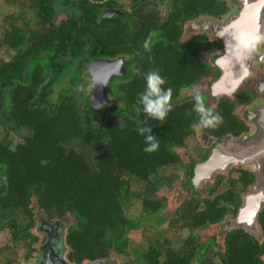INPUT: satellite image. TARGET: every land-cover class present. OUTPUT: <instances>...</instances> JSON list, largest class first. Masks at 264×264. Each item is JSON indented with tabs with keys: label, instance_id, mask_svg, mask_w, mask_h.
<instances>
[{
	"label": "trees",
	"instance_id": "16d2710c",
	"mask_svg": "<svg viewBox=\"0 0 264 264\" xmlns=\"http://www.w3.org/2000/svg\"><path fill=\"white\" fill-rule=\"evenodd\" d=\"M31 1L39 29L26 38V31L10 21L0 33V47L15 50L10 59L0 61V127L23 137L17 148L0 138V214H16L14 221L26 231L33 223L35 198L50 218L74 216L66 235L71 261L107 258L113 249L127 250L128 233L138 226L125 215L134 198L141 200L145 215L166 205V197L158 193L173 176L167 178L160 171L182 164L175 147L184 146L196 126L218 137L245 129L227 99L213 108L222 120L212 128L200 125L194 96L179 98L183 87L212 73L201 49L214 45L204 33L181 40V21L199 13L220 15L226 5L223 0H184L188 10L176 9L163 19L150 0H72L67 17L56 23L53 0ZM112 8L120 13L105 15ZM122 55L126 73L112 76L107 85L109 102L97 120L86 66L93 58ZM150 70L164 77L163 87L173 89L172 108L162 122L140 111L137 103L145 87L143 73ZM200 95L208 107L206 93ZM146 123L159 141L152 152L143 150L144 137L136 130ZM22 130L28 132L21 134ZM73 141L80 147L71 145ZM194 166L191 162L187 169L189 198L169 221L171 228L190 232L176 239L180 246L172 245L168 236L163 242L151 240L133 263L264 264V240L249 231L227 232L224 249L214 251L216 261L210 250L215 235L203 244L196 230L208 223L217 225L232 206L236 209L238 191L251 183V172L241 170L226 182L216 174L203 196V189L192 182ZM134 183L143 185L136 190ZM260 219L264 225V212Z\"/></svg>",
	"mask_w": 264,
	"mask_h": 264
},
{
	"label": "rangeland",
	"instance_id": "374dc122",
	"mask_svg": "<svg viewBox=\"0 0 264 264\" xmlns=\"http://www.w3.org/2000/svg\"><path fill=\"white\" fill-rule=\"evenodd\" d=\"M69 1L72 0H53L54 9L56 13L54 21L56 23H59L61 20L67 17L68 12L71 9L69 5ZM121 1L128 2L129 0H121ZM175 1L178 9H183L185 11L189 9L187 6H185L186 4L184 0H175ZM225 1L227 3L228 11L222 14L220 17H213L208 14H201L196 18L185 21L184 31L181 36V40H186L189 37H191L193 34H201V33H204L207 37H209V40H214L215 35L212 32L213 21L214 20L219 21L231 16L232 14H235L236 12H238V8L240 5L238 2L239 0H225ZM31 3H32L31 0H0V33H1V29L3 28V24L6 22L8 23L10 21H14L18 23L23 28V30L26 31L25 33L26 38L30 35V31L39 29V22L37 21L36 12L34 8L31 7ZM151 5L157 10V12H159V14L163 18H165L170 11L176 9V6L175 7L172 6L171 0H157L156 4L152 3ZM11 14H16L15 17H20V18L17 20L14 19L15 17L13 18L10 17V19L12 18V20H10L7 17H9ZM217 50L218 49H215L214 47L201 49L202 59L211 62L212 59L215 57L216 55L215 52H217ZM14 52L15 50L9 46H1L0 61L1 59H10L13 56ZM255 65H257V63ZM250 78L251 75L247 77L246 80H249ZM208 80H209L208 77L202 79L200 78V80H198L196 84H193L190 87L182 88L179 98L194 96L196 92H199V94L206 93L208 101L212 104H215L217 102V99H219V97L216 98L212 97L207 85ZM88 87L91 88L90 85ZM107 104L101 105L100 107L94 109L93 116L95 119L98 120L101 118L102 110L104 106ZM196 127H197L196 132L186 140L184 146L175 147V150L181 156L182 164L169 165L165 168H162L160 171L167 178L173 176L172 181L166 180L162 184L161 190L158 193L159 195H163L166 197L167 199L166 205L160 211L151 215H145L142 202L140 199L134 198L131 201V203L126 206L125 215H127L130 219H133L136 223H138L137 224L138 226L133 228L128 233L129 243L126 251L118 252L115 249L110 251V254L107 257V259L113 260L114 264H135L133 262H135V258L137 257L138 251H145L148 248L149 242L151 240L163 242L164 238L168 236L174 242L172 245L180 246V244L176 242V239L179 238L180 236L181 238H184V236H186L190 232L188 228L185 229L182 228L178 229L177 227L171 228V226H169V221L171 220V217L177 212L176 210L179 208L180 203H182L183 200H185L186 198H189V193H190V189L188 185L189 176L187 173L189 162L194 160V158L196 161L199 160L198 155H196L199 153L198 147L201 148V146L202 147L212 146L213 143L218 139L214 135L203 130L200 126H196ZM27 132L28 131L22 130L21 134H25ZM204 134L207 142H204V137H203ZM0 138H4V141L6 143L16 148L20 146L19 142H22L23 140L22 135H20L19 133H14V132H10V134L4 133L1 127H0ZM77 142L78 141H73L71 142V145L80 147ZM236 166H241L243 168L245 167L244 165H231L225 170L216 171L213 174L212 178L206 179L203 182V187H202L203 190L201 194L203 196L208 194V191L205 188L208 185V183L213 181V177L216 174H221L223 176L222 177L223 182H226L228 177L238 176V171L234 169L236 168ZM246 167H249L251 170L253 169V166H246ZM125 177L126 175L124 176V178ZM142 185H143L142 183H138V184L134 183L133 188L137 190L138 188L142 187ZM31 206L33 208L35 216H37L38 214H40V216L45 215L43 213L44 211L37 204L35 198L32 199ZM10 217L14 218L16 217V214H11ZM35 219L37 220L36 217ZM159 219H161V221ZM229 219H230L229 216L225 219V221H227L226 223H229ZM55 220L65 222L66 225H69L71 222H74V216L68 213L65 214L64 216L58 217ZM223 225H224L223 222H220L217 225L208 223L205 229H196L199 233V240L203 244L207 241H210V239L212 240L213 239L212 236L215 235L214 237L215 242L213 243V246L210 249L214 256H215L214 251H216L217 249H221V250L224 249L223 239L226 230H224ZM42 234H44V236L46 235L44 231L41 230L39 227V245L40 243H42L41 239L44 238L42 237ZM23 247L24 246L21 243H18L17 252L19 254L18 256L21 258V261L25 253L26 246L24 248ZM5 254L6 253L0 252V263L5 262V260L7 259L8 255ZM215 259L216 261H218L219 259L218 256H215ZM25 263H27V259H25L24 264Z\"/></svg>",
	"mask_w": 264,
	"mask_h": 264
},
{
	"label": "water",
	"instance_id": "95a60500",
	"mask_svg": "<svg viewBox=\"0 0 264 264\" xmlns=\"http://www.w3.org/2000/svg\"><path fill=\"white\" fill-rule=\"evenodd\" d=\"M252 2V3H251ZM249 3H251L249 5ZM240 10L231 16L214 20V33L225 42V52L217 62L222 68L219 79L212 83L213 95L227 93L224 88L236 89L242 80L250 74V56L236 58L232 51L233 31L239 27L255 28L260 26L263 31L262 8L264 0H240ZM250 9V10H249ZM262 11V12H261ZM112 12V11H110ZM250 13V14H248ZM111 15V13H105ZM249 15V16H248ZM248 16V17H247ZM249 22H248V21ZM124 57L93 58L86 69L89 73V84L92 89V106L97 108L109 102L107 85L113 75L126 73ZM102 83L92 86L93 81ZM251 110V114L254 112ZM264 128H253L249 133H243L239 138H228L215 144L209 156L195 163L192 182L196 187H203L206 179L212 178L218 170H225L231 165L253 166L257 180L251 190L244 196V202L239 215L233 219L235 227L244 226L255 235L261 237L258 213L264 206ZM232 226V225H231ZM40 229L47 236L46 243L42 246L39 254V264H77L68 258L69 245L66 235L68 225L65 222L44 220ZM67 229V231H66ZM86 264H114L113 260L101 258L91 260Z\"/></svg>",
	"mask_w": 264,
	"mask_h": 264
},
{
	"label": "flooded vegetation",
	"instance_id": "af4514ba",
	"mask_svg": "<svg viewBox=\"0 0 264 264\" xmlns=\"http://www.w3.org/2000/svg\"><path fill=\"white\" fill-rule=\"evenodd\" d=\"M223 1L225 2L226 10L222 14H224L228 11L227 3L225 0H223ZM171 2H172V6L173 7L176 6V9H178L177 5H176V1L171 0ZM174 2H175V5H174ZM152 3L156 4L157 0H150L149 5L152 6L151 5ZM240 8H241V6L239 5L238 11L240 10ZM110 11H112V12H110ZM262 11H264V6L262 8ZM105 13H111V15H113L115 13H120V10H118L117 8L116 9L112 8V9H107L105 11ZM170 13H171V11L168 13V15ZM158 14H159V12H158ZM201 14H206V13H199L197 16H199ZM222 14H220V15L208 14V15L213 16V17H220ZM262 14L263 15L260 17V19L263 20V26L262 27H263V31H264V12H262ZM168 15L166 17H168ZM159 16L161 18H163L160 14H159ZM197 16L192 17L190 19L196 18ZM165 18H163V19H165ZM187 20H189V19H185V20L181 21L183 23V26H184L185 21H187ZM213 30H214V26L212 28V32L215 35V33H214L215 30L214 31ZM214 37H215V39L210 40V41L214 42L213 47L215 49H218L217 52H215L216 55L212 59L211 62L203 59L204 61L208 62L213 67V71H212V73L205 74V75L200 77L201 79L205 78V77L209 78L207 85H208V88L210 90L212 97L213 98L219 97V99H217V102L215 104H212L209 102L208 107L213 109L214 107H217V105L219 104L218 103L219 100L227 99L229 101L228 103L230 104V106L234 107L233 113L236 115L237 119H239L245 123V129L237 135H234L231 133H227L226 137H223V136L218 137L215 135V137L218 139L213 143V145L212 146H203L204 148L202 146H201V148L198 147L199 153L197 151L198 154H196V155H198L199 160L196 161L194 158V160L190 161L189 164L191 162L197 163L199 161L205 160L206 158L204 159V157L209 156V154L211 153L215 144L222 141V140L232 138V137L239 138L243 133L251 132L253 130V128H255V129L259 128V127L264 128V44H261L258 49H256L254 52H252L249 55L251 58V62H253L252 64H250V66H251L250 74L242 80V82L238 85V87L236 89L232 90V89H230V85H229L228 88H226V89L224 88L222 90V91L225 90V92L227 91L228 93L230 92L229 94L221 93L219 95H213L212 88H211L212 83L214 81H216L217 79H219L221 74H222V68H221L220 64L217 62V60H219L220 57L224 54L225 48H226L225 42L221 37H219L217 35H215ZM208 39H209V37H208ZM118 57H124V56L122 55V56H118ZM124 59H125V57H124ZM256 63H257V65H255ZM255 66H257V67H255ZM253 67H255V68H253ZM253 71H254V73H253ZM250 75H251V78L249 80H246L247 77H249ZM200 78H198L197 81L193 84H196L198 82V80H200ZM193 84L186 86V87H190ZM192 97L193 96H190L187 98H192ZM252 108H254L255 111L251 114ZM203 137H204V142H207V140L205 139L206 138L205 134ZM204 145H206V144H204ZM234 169L238 171V176H239V173L241 172V170H246L248 172H251L253 177H252L251 183L247 186V188L245 190H241L240 192L238 191V194L241 198H240V203L236 207V209H234V206H232V210L229 211L227 214H225V217L222 221L224 224L223 225L224 230H226L224 237L227 234V232H229L230 230H233L236 228H243V229L249 231L258 240L263 241L264 240V225L262 224L260 216L264 212V206L260 209V211L258 213V219H259L260 230H261V235H262L261 237L255 235L251 230L246 229L244 226H242V227L236 226L235 227V225H234L235 221L233 219H235L239 215L240 208L244 202V196L251 190V188L253 187V185L255 184V182L257 180V176H256L254 169L251 170L249 167H246V166L244 168L241 166H236V168H234ZM238 176H236V177L232 176V177L237 178ZM230 206H231V204H230ZM10 215L11 214H9V215L0 214V252L6 253L5 255H8L5 262H2L0 264H24L25 259H27V263H25V264H39L40 250L42 249V246L47 241V236L46 235L44 236V234H42V237H44V238L41 239L42 243H40V245H39V226H40L41 222L44 220L54 221L58 217L50 218L46 214L42 215V216H40V214H38L37 216H35L34 211H33V223L30 227H28V230L25 231L23 228L24 227L23 225L21 226L20 223L18 224L17 221H14V218H17V216L14 218H11ZM228 216L230 217L229 223H226L227 221H225V219ZM35 217L37 218V220L35 219ZM39 221H40V223H39ZM12 222H15V223L11 224ZM71 223H73V222H71ZM16 231L18 232V237L15 236ZM18 243H21L24 247L26 246L25 253L23 255L24 260L22 259V261H21V258L18 256L19 254L17 252ZM223 246H224V244H223ZM12 255H14V256H12ZM262 257L264 259V254L262 255ZM28 260H29V263H28ZM90 261L91 260L83 261L82 263H77V262H75V263L86 264Z\"/></svg>",
	"mask_w": 264,
	"mask_h": 264
},
{
	"label": "clouds",
	"instance_id": "9594fccd",
	"mask_svg": "<svg viewBox=\"0 0 264 264\" xmlns=\"http://www.w3.org/2000/svg\"><path fill=\"white\" fill-rule=\"evenodd\" d=\"M264 44V31H261L260 26L255 28L239 27L233 31L232 35V51L236 58H244ZM148 41L145 40L144 47L147 48ZM145 80L144 90L138 93V105L140 111L148 114L153 119L164 121L172 108V93L171 87H163L166 81L164 77L156 70H150L143 73ZM102 83L93 81L92 86ZM193 108L199 116V123L204 127L215 128L222 120L219 112H214L212 108L207 107L199 92L194 95ZM140 135L144 137L145 152H152L158 149L159 141L152 134L151 127L146 123L143 127L136 129ZM6 179V178H5Z\"/></svg>",
	"mask_w": 264,
	"mask_h": 264
},
{
	"label": "bare ground",
	"instance_id": "6f19581e",
	"mask_svg": "<svg viewBox=\"0 0 264 264\" xmlns=\"http://www.w3.org/2000/svg\"><path fill=\"white\" fill-rule=\"evenodd\" d=\"M251 3H252V2H251ZM251 3H249V5H250ZM249 10H250V9H249ZM248 14H250V13H248ZM248 16H249V15H248ZM248 16H247V17H248Z\"/></svg>",
	"mask_w": 264,
	"mask_h": 264
}]
</instances>
